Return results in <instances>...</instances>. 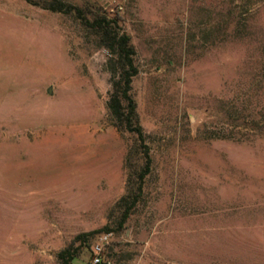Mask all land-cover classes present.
<instances>
[{"label": "rangeland", "instance_id": "obj_1", "mask_svg": "<svg viewBox=\"0 0 264 264\" xmlns=\"http://www.w3.org/2000/svg\"><path fill=\"white\" fill-rule=\"evenodd\" d=\"M69 1L130 34L150 147L143 196L104 258L264 264V128L223 122L231 105L261 120L264 0ZM109 77L107 50L74 15L0 0V264H58L112 217L137 143L111 124ZM80 252L71 264H87Z\"/></svg>", "mask_w": 264, "mask_h": 264}, {"label": "trees", "instance_id": "obj_2", "mask_svg": "<svg viewBox=\"0 0 264 264\" xmlns=\"http://www.w3.org/2000/svg\"><path fill=\"white\" fill-rule=\"evenodd\" d=\"M27 2L41 6L44 9L58 11L74 15L94 36L97 44L108 52V66L110 70L109 82L111 88L107 92L106 106L111 116V124L122 137L126 133H132L136 138V146L127 147L125 167L128 169L125 181V191L111 205L109 213L112 217L100 228L75 235L70 246L57 252L58 264H71L74 257L81 252V247H90L94 242L93 237L105 231L119 232L124 228L131 215L135 212L144 193V178L151 169L150 147L146 141V133L141 124L137 109V101L132 93V80L139 72L135 63L136 49L131 42V36L120 28L115 16L108 13H100L90 9L88 5L72 3L69 0H26ZM91 13V16L88 15ZM231 105L223 107L224 124L229 126L248 127L256 130L264 128V111L260 112L261 120L251 119L245 121L238 116V111ZM242 124V125H241ZM217 138H230L231 135L224 131L213 132ZM141 153L144 159L142 167L138 170L131 165V155ZM78 244L74 246L75 243ZM110 253L104 251V256ZM91 257V253L89 259ZM88 259V260H89ZM106 264V263H102Z\"/></svg>", "mask_w": 264, "mask_h": 264}, {"label": "built area", "instance_id": "obj_3", "mask_svg": "<svg viewBox=\"0 0 264 264\" xmlns=\"http://www.w3.org/2000/svg\"><path fill=\"white\" fill-rule=\"evenodd\" d=\"M113 236V231L101 232L97 235L96 239L91 246V257L87 264H110V260L104 258V251L109 245L111 238Z\"/></svg>", "mask_w": 264, "mask_h": 264}]
</instances>
